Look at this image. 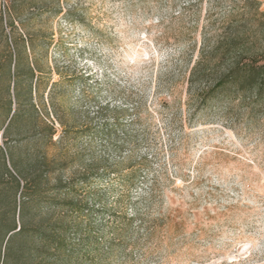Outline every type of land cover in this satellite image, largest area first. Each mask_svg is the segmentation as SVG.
I'll return each instance as SVG.
<instances>
[{"label":"rangeland","instance_id":"rangeland-1","mask_svg":"<svg viewBox=\"0 0 264 264\" xmlns=\"http://www.w3.org/2000/svg\"><path fill=\"white\" fill-rule=\"evenodd\" d=\"M226 26L264 39V0H0V60L20 58L24 103L0 145L23 165L66 159L52 183L96 176V203L135 217L139 264H264L263 113L199 104L188 82L202 37Z\"/></svg>","mask_w":264,"mask_h":264},{"label":"trees","instance_id":"trees-1","mask_svg":"<svg viewBox=\"0 0 264 264\" xmlns=\"http://www.w3.org/2000/svg\"><path fill=\"white\" fill-rule=\"evenodd\" d=\"M6 1L10 10L17 0ZM37 2L25 6L33 7ZM212 34L202 37L188 76L189 84L200 86L199 104L238 99L250 113L258 111L264 117V39L249 41L236 26L222 27ZM20 63V58L12 63L10 54L0 60V80L6 74L9 81L0 96V113L8 117L6 126L0 125L4 139L8 128L22 119ZM27 69L30 79L34 71H40L34 64ZM28 106L37 113L33 103ZM40 120L47 131L48 147L55 143L52 137L56 130ZM64 134L58 136L59 142ZM60 155L65 157L66 153ZM65 160L44 150L39 160L29 157L23 165L12 149L5 153L0 145V264H139L135 217L126 210L109 209L101 198L96 203L95 195L87 191L96 176L83 172L65 179L58 175L54 183L50 181L59 166L56 163L64 165ZM126 177L130 188L139 174L132 170Z\"/></svg>","mask_w":264,"mask_h":264}]
</instances>
